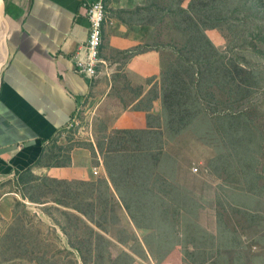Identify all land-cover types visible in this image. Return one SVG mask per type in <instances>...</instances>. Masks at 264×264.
<instances>
[{
  "label": "trees",
  "instance_id": "obj_1",
  "mask_svg": "<svg viewBox=\"0 0 264 264\" xmlns=\"http://www.w3.org/2000/svg\"><path fill=\"white\" fill-rule=\"evenodd\" d=\"M166 1L167 7L149 2L135 10L120 11L135 21L119 15L126 23L153 26L171 16L175 28L187 35L181 48H173L177 58L165 65L161 78L164 125L153 127L151 121L150 130H119L108 141L100 142L99 150L104 155L118 198L110 196L107 179L69 181L32 173L31 179L24 181L21 174V180L27 183L23 192L25 200L48 203L49 196L56 195L55 204L45 209L63 215L62 221L55 220L68 244L62 249L49 242L29 212L28 216L23 215L29 208L27 201L18 200L13 221L0 241L5 261L135 264L137 258L147 260L150 256L162 262L177 244L179 230L192 231L194 217L205 208L204 197L186 187L178 190L157 172L165 166H178L175 157L167 151V145L187 130L196 132L197 137L215 151L219 140L221 150L214 165L224 169L223 183L232 191L227 198L235 204V211L242 212L241 207H245L234 202L236 194L264 200V166L263 172L258 169L264 153V135L247 112H240L243 101L260 88L262 72L259 68H245L238 56L227 59L208 35V31L219 29L228 33L229 39H241L242 45H249L246 36L264 42V36L259 33L264 29V0H192L188 7H185L187 0ZM143 50L139 48L130 54ZM216 89L222 100L217 98ZM217 115H221L220 118H215ZM212 119H216V125ZM215 127L217 136L213 135ZM114 170L122 172L126 180H153L151 185L154 186L143 183L120 187ZM232 179L240 183L239 187ZM260 179H263L261 183ZM75 185H90L93 189L85 198L81 197L85 192L76 190ZM119 206L123 207L135 230L130 228L134 233L121 230L115 240L107 235L110 226L106 228L105 224L113 225L118 217L122 219ZM178 208L185 212L183 225L177 219ZM138 231L142 232L141 238ZM116 241L128 246V250H118Z\"/></svg>",
  "mask_w": 264,
  "mask_h": 264
},
{
  "label": "crops",
  "instance_id": "obj_2",
  "mask_svg": "<svg viewBox=\"0 0 264 264\" xmlns=\"http://www.w3.org/2000/svg\"><path fill=\"white\" fill-rule=\"evenodd\" d=\"M86 1L6 0V61L0 71V237L13 221L18 199L39 206L36 209L41 215L44 207L55 204L54 201L25 200L23 192L27 183L24 181L31 179L32 173L69 181L107 179L110 196L118 198L104 155L100 152L101 159L94 163L90 150L73 149L63 140L65 131L81 110H97L98 122L103 127L99 135L107 141L119 130H150L152 126L164 125L161 78L167 62L166 52L173 41L181 47L187 35L174 24L162 32L165 21L153 26L126 23L119 17L120 11L145 6L146 0H108L100 53L105 62L103 73L94 79L82 77L75 71L73 57L89 37ZM165 34L169 39L166 42L162 39ZM139 48L144 50L130 54ZM0 52L1 67L4 56ZM189 131L167 145L178 166H165L157 171L178 190L184 187L193 190L184 180L194 173L173 153L175 146L183 149L189 137L201 141ZM208 150L213 161L217 151L212 146ZM96 167L99 175L95 173ZM114 173L120 187L143 183L154 186L153 180H126L119 170ZM219 185V190L229 189L224 183ZM209 189L217 198L216 183H209ZM233 200L244 208L252 206L256 214L253 229L236 244L252 247L257 251L252 252L254 258L264 262V200L242 193L236 194ZM204 204L205 208L194 217L192 231L179 230L182 235L177 234V244L161 264L228 263L221 255L223 237L218 236L214 224L203 221L208 210L215 212L217 219V199L209 202L204 199ZM177 219L183 225L185 212L179 208ZM232 241L235 243V238Z\"/></svg>",
  "mask_w": 264,
  "mask_h": 264
},
{
  "label": "rangeland",
  "instance_id": "obj_3",
  "mask_svg": "<svg viewBox=\"0 0 264 264\" xmlns=\"http://www.w3.org/2000/svg\"><path fill=\"white\" fill-rule=\"evenodd\" d=\"M5 3L2 5L3 12L6 11V0H4ZM146 5L149 4V2H158L160 5L167 7L168 2L166 0H146ZM192 0H187L185 3V7H188L190 2ZM108 2V1H107ZM145 5V6H146ZM107 12V11H106ZM4 14V13H3ZM0 20V27L2 36L0 38V50L3 52L4 56V62L0 67V71L5 63V34H6V19L3 18ZM122 18L129 19V15L126 14H120ZM135 21L136 19H132ZM166 22V25H164L163 31H168L173 27V19L171 16H167L164 20ZM164 22V23H165ZM264 25V24H262ZM258 33V32H256ZM261 36H264V29L259 32ZM208 35L216 45L217 49L223 53V55L229 59L235 57L240 58L241 65L244 66L247 69H255L259 68L261 73L262 82L260 83V88L255 90V94L250 98L242 103V109L240 112L244 111L249 114V117L251 120L254 121L255 125L259 128V131L263 132L264 135V42L256 39L251 36H246L247 43L249 45H242L241 39H235L227 37L228 33L222 32L219 29L210 30L208 31ZM167 35L165 34L164 37H162L163 41L166 42L169 40L166 38ZM169 42V41H168ZM183 43H180L182 45ZM184 45V44H183ZM182 45V46H183ZM171 48L167 49L166 52V58L167 62L166 64H170L171 62H174L177 58V54L175 52V49L172 48H181L176 46V42L173 41V43L170 45ZM261 51V52H259ZM245 61H244V60ZM216 95L219 100H222L221 94L217 92L216 89ZM217 115L215 118H220ZM213 124L216 125V119H212ZM218 124V121H217ZM101 124L98 122V113L96 109H83L80 111L79 115L73 121L70 128L65 131V138H63L64 142L67 143L69 147H73V149H87L90 150L92 153L93 161L94 163L97 162L98 158L101 159V154L99 150L100 142L103 140V136L99 135ZM215 130L213 132L214 136H217L218 133ZM191 136H197V134L193 133L192 130L188 132ZM202 134V133H201ZM103 135V134H102ZM116 135V134H115ZM117 137H119L117 135ZM198 139H193L192 137H189L187 143H183V149L182 146L178 145L175 146L173 149V153L177 155L178 158H181L185 164V166H189L191 169V172L194 173L193 177L188 176L184 182L188 185H191L193 187V193H198L200 197L202 195L205 199L209 202L211 199L215 201L217 199L218 209H217V219L215 212L212 210H208L206 215L203 216V221L208 224H214L215 230H217V234L219 237H223V243L221 245L222 249V257L226 258L228 260L227 264H259L263 263L261 261H257L256 257L254 258V254L252 252H257L256 250L253 251V248L250 246L241 247L236 244V242L240 241L243 236H246L249 231L253 229L254 221L256 219V214L254 213L253 207H243V211L237 212L235 211L236 208L233 206L235 204L232 203L230 198H227L228 195L232 192L230 189L226 190H219L221 187L219 183H223L224 181V169H221L219 166L214 165L215 161L217 162V157L220 155L219 151L221 150V146H218L219 140H217V156L216 159H213L214 162L211 165V160L209 158V154L211 151L208 150V146L205 145V143L201 141H197ZM263 145V143H262ZM264 147V145H263ZM96 148V149H94ZM96 151V153H95ZM212 154V153H211ZM104 159V157H103ZM264 166V153L263 157H260V164H259V171H262V167ZM197 168L198 172H194L193 169ZM230 169H233L234 167H229ZM235 170V169H234ZM236 187H239L240 183L235 182L233 179ZM263 179L259 180V183H261ZM209 183H213L217 185L218 191H217V198H215V195L210 193L209 189ZM218 183V184H217ZM74 188L76 190H83L85 195H82L81 197L85 198L87 195L92 191V187L90 185L85 186H77L75 185ZM231 188V187H230ZM216 189V188H215ZM203 193V194H202ZM235 196V195H234ZM233 196V197H234ZM251 196V195H250ZM252 197V196H251ZM55 196H49V200L53 201L55 200ZM20 200V199H18ZM118 200V199H117ZM29 206V210L25 209L23 215L29 212V214L32 216L33 221H36L37 224L41 227L42 232H44L45 237L49 240V242L53 243L58 248H65L68 244L67 237L61 230L60 226L57 224L58 221H62L64 219L61 212L56 210H50L45 209L44 207L42 215L40 214L39 210L36 208H39V206H36L34 203H27ZM48 207V206H47ZM120 210V215L122 216V219L118 217V220L115 222H112L113 225H110L109 222H107V226H110V229H107V235L109 237H112L115 239L116 234L121 232V230H131L133 232L134 226L132 221L130 220L129 216L123 209V207H118ZM111 223V224H112ZM115 225V226H114ZM9 228V227H8ZM8 228H6V231L2 233L0 237H3V235L7 232ZM130 228H133L130 229ZM78 231H81L79 229ZM134 233V232H133ZM139 235V238H141L142 232H137ZM232 237L235 238V243L232 241ZM116 240V239H115ZM116 245L118 246V250H128V246H124L123 244H120L116 241ZM247 245V244H244ZM59 255H56L58 257ZM72 257V256H69ZM0 264H36L35 262L29 261V260H21L17 259L14 261H5L4 257L1 254L0 251ZM138 264H161L158 263L156 260H153L150 256L147 260L139 258ZM175 264H178L176 262Z\"/></svg>",
  "mask_w": 264,
  "mask_h": 264
},
{
  "label": "built area",
  "instance_id": "obj_4",
  "mask_svg": "<svg viewBox=\"0 0 264 264\" xmlns=\"http://www.w3.org/2000/svg\"><path fill=\"white\" fill-rule=\"evenodd\" d=\"M108 0H87L84 3L86 14L90 22L88 41L80 47L74 55V67L77 74L82 77L94 79L103 73L105 62L100 56L103 44L104 28L107 24L106 3ZM193 171L196 173L198 169ZM96 174H100L98 167Z\"/></svg>",
  "mask_w": 264,
  "mask_h": 264
},
{
  "label": "bare ground",
  "instance_id": "obj_5",
  "mask_svg": "<svg viewBox=\"0 0 264 264\" xmlns=\"http://www.w3.org/2000/svg\"><path fill=\"white\" fill-rule=\"evenodd\" d=\"M2 13H3V7H2V4H1V1H0V20L2 19ZM0 61H1V52H0ZM4 62V59L2 61V64Z\"/></svg>",
  "mask_w": 264,
  "mask_h": 264
},
{
  "label": "water",
  "instance_id": "obj_6",
  "mask_svg": "<svg viewBox=\"0 0 264 264\" xmlns=\"http://www.w3.org/2000/svg\"><path fill=\"white\" fill-rule=\"evenodd\" d=\"M0 1H1V4H2V5L5 3L4 0H0ZM3 13H4V14H3ZM3 13H2V14H3V18L7 19L5 12H3ZM5 61H6V57H5Z\"/></svg>",
  "mask_w": 264,
  "mask_h": 264
}]
</instances>
